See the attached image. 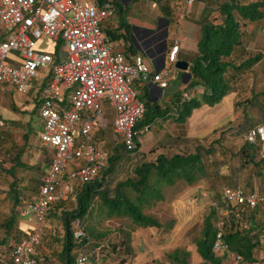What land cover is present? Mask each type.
Listing matches in <instances>:
<instances>
[{"label": "built area", "instance_id": "2783aa9c", "mask_svg": "<svg viewBox=\"0 0 264 264\" xmlns=\"http://www.w3.org/2000/svg\"><path fill=\"white\" fill-rule=\"evenodd\" d=\"M114 18L110 0H0V91L11 88L40 103L42 128L37 137L53 152L37 194L20 198L15 207L20 216L32 220L31 231L9 250L0 247V264H37L48 209L66 199L74 185L100 179L107 161L96 141L105 124L103 103L113 110L112 130L119 139L115 144L130 150L138 136L134 126L145 110L133 84L167 85V71L153 73L140 53L126 59L106 37L102 26ZM45 40L53 47L60 45L57 58L37 48ZM177 50L175 44L168 53L169 63L176 61ZM244 140L264 152V123L248 129ZM260 204H264V188L246 193L239 187H223L213 206L218 210L221 205L219 215L225 216L233 207ZM217 226L215 252L222 248L220 218ZM72 240L74 263L95 264L88 259L91 239L79 218L72 223ZM230 257L224 264H241L240 256L231 253Z\"/></svg>", "mask_w": 264, "mask_h": 264}, {"label": "trees", "instance_id": "16d2710c", "mask_svg": "<svg viewBox=\"0 0 264 264\" xmlns=\"http://www.w3.org/2000/svg\"><path fill=\"white\" fill-rule=\"evenodd\" d=\"M100 2L104 0H99ZM115 6V18L118 17V31L104 28L103 32L106 37L113 42L122 40L125 52H122L126 59L128 54L134 55L135 50L133 44L130 42V32L132 26L127 23L125 13L129 8L124 7L119 0H110ZM135 1V0H134ZM158 5L162 16H168L164 10L165 0H151ZM204 3V8L196 21L198 25V39L196 44V54L190 60L188 67V74L190 78L185 86V91L202 89L200 96H193L182 101V108L173 120L175 122H183L188 117L193 109L199 108L202 104L209 106L217 104L229 92H235V86L232 83L236 76H240L257 64L261 58L260 54L250 55L245 49L247 40L246 28L251 25L253 30L259 26L264 25V0H200ZM172 14V13H171ZM114 18V19H115ZM167 19V18H165ZM116 28V29H117ZM129 44V46H128ZM57 58L56 55L52 54ZM8 99L9 111L14 115L35 114L37 118V132L41 130V120L39 117L40 103L33 98L26 107L20 110L16 104L17 101L12 92H9ZM145 110L142 118L137 121L134 130L138 132L141 128L150 127L156 119H165L168 111L161 109L157 104L150 103L145 100ZM181 94L174 97V105H178ZM1 109V108H0ZM169 109V108H168ZM2 110V109H1ZM0 119L5 124L18 125L21 124L19 120L5 119L0 114ZM27 124L26 132L22 135V144L19 145L11 157V164L6 169L10 174L17 167H25L21 162L28 143L30 133L34 131L31 123L34 117L31 116ZM2 126V127H3ZM0 127V128H2ZM254 127V126H253ZM252 128V127H251ZM250 129V128H249ZM138 136H134V147L130 150L126 149L121 144H116V149L111 156L107 157L105 167L102 170L100 179L91 183L79 185L80 188L75 196V208L70 211L57 212L56 202L51 205L46 213V220L53 216L61 220L64 233L59 240L61 243L59 264H75V249L76 245L72 240V223L79 218L83 222L84 231L89 235L91 243L88 247V259L95 263L101 264L99 257L107 256L110 253H115L119 249L129 252L132 250L130 243V233L136 228H155L168 232L173 228L174 220H166L161 222L157 217L145 214L144 208L151 207L154 203L164 200L162 191L163 186H174L181 183L188 189L200 183L207 182V188L202 193L203 197L217 201L220 192L217 191V186L220 183L219 169L214 165V161L209 159L213 153L212 147L205 148L202 145H195L193 150L188 153H174L171 156H166L163 153L157 154L153 161H141L131 168V175L124 180L118 181L112 191L109 190L107 180L110 173H113L117 163L122 159V152L124 154L140 153ZM213 144H219V140L212 141ZM3 136L0 133V151L4 155L1 160H5V153L9 151L3 148ZM121 148V153L118 149ZM243 158L251 163L255 170L253 176L260 182V191L264 188V169H262L261 162L255 161L256 149L253 145L244 143L240 149ZM216 161V160H215ZM103 187L101 188V186ZM236 186H232L234 188ZM253 189V188H252ZM252 189L243 190L246 193ZM13 198L15 207L19 203L17 197L18 192L14 189ZM100 203L101 208L107 218H118L128 220L130 229L125 231V240L119 245H112L110 250H107L100 244V235L94 232L92 227H85L87 220L92 217L95 210V202ZM264 204H260L255 208H246L244 206H236L231 208L227 217L230 216V223L234 224V217L241 215L246 225L244 227L231 225L227 231L220 228L221 236L220 243L222 248L219 252L213 250V244L216 239V234L219 231L217 221L219 216L218 210L210 205L208 212L202 219V225L197 235L193 238V245L195 252L200 258L198 264H224L229 254H236L240 256L241 263L255 264V252L262 249L264 245V222L258 219L259 212ZM16 211V208H15ZM17 212V211H16ZM59 213V215H56ZM18 215V213H17ZM15 215H11L5 222L3 227L4 236L0 239V247L9 250L12 245L16 244L25 238L31 231L18 227L21 238L7 240L11 237V229L15 223ZM122 224V223H121ZM47 227V225H46ZM45 227V233L47 228ZM119 228H122L121 225ZM44 238V237H43ZM43 240V239H42ZM117 248V250H116ZM39 250V249H38ZM190 252L185 248H174L165 254L168 264H189L188 258ZM46 255L39 253L37 257V264H44L46 262ZM102 260V259H101ZM152 264H165L160 261H153Z\"/></svg>", "mask_w": 264, "mask_h": 264}, {"label": "rangeland", "instance_id": "374dc122", "mask_svg": "<svg viewBox=\"0 0 264 264\" xmlns=\"http://www.w3.org/2000/svg\"><path fill=\"white\" fill-rule=\"evenodd\" d=\"M119 2L124 4L121 0H119ZM129 3L132 5L127 9L125 17L126 20L133 25L131 37L135 39L136 46L139 50L146 51L149 49V45L143 47L142 44L148 36L143 37L144 33L141 31V28H153V24H155V26H159L160 29L158 32L156 29H152V31H156L157 33L162 32L164 23L160 22V25H158L159 21H155L154 14L156 12L158 17H163L159 11L160 6H151V8H149L150 5L148 4L149 6L145 7V0H130ZM179 16V12H173L172 20H178ZM112 26L118 27V17L113 21H106L104 24V28L107 29H110ZM247 29L250 31L252 26L249 25ZM116 30H118V28ZM124 46H126V44H124ZM124 46L118 50L126 53ZM37 48L39 50L51 52L54 55H57L60 51L59 44L53 47V44L47 40L38 43ZM262 68H264V63L260 66H253L251 70L240 76H236L232 82L235 86V92L226 94L213 107L208 104L200 105L199 108H196L197 112L193 109L190 115L186 117H191L187 119L188 121L199 117L214 119L216 117L215 114L218 113V123L217 126H215L217 129L205 138L199 140L183 139L177 142L170 141L169 137L172 131L178 132L181 131L183 127H186L183 126V123L175 121H173L174 124L161 123L160 121L154 122L149 132L146 128L139 129L137 140L140 143L138 150L140 153L124 154L121 148L118 149L120 153L122 152V159L117 163L113 173H110L108 177L107 185L109 190L112 191L114 185L118 181L124 180L126 177L130 176L131 168L141 161H153L157 153H163L168 157L174 153H188L198 144L205 148L212 147L213 149V153L209 156V159L214 161V165L219 169L221 184L216 188L218 192H220L223 187L232 186L244 188L245 190L252 188V191L254 189L259 190L260 182L253 176L255 167L243 158L240 149L245 143V132L249 128L259 125L260 122L264 121V78L259 76V72ZM171 70H173V66ZM9 92V90L4 89L3 93H0V108L2 109H0V113L5 119H7V111L3 109L9 110L8 103L9 100H11L8 99L10 96ZM185 92L189 94L190 91ZM138 97L144 100L142 95L138 94ZM31 100L32 98L30 95L26 97L23 96L20 100L21 103L16 105L22 110ZM102 111L105 125L100 129L98 136H96V141L100 143L102 151L109 157L113 151H115V143L117 141L119 142V139L116 138L117 135H115L112 128L108 125L113 117L112 109L108 103H103ZM9 114L11 115V113ZM31 116L34 117V121L31 123L34 131L30 133L27 146L21 156V162L25 167H17L13 171V174H10L6 169L11 164L10 159L15 149L22 144V135L26 132V123ZM232 117H234V121ZM12 119L19 120L18 122L21 124H5L0 128V133L3 136V148L9 150L5 153V160H1L4 155L0 151V239L4 236L2 227L4 226V222L11 215H15V223L10 233L11 237L7 239L10 242L17 238H21L18 227L28 231V228L32 226V220L29 216L17 215L13 192L10 190L14 189L18 192V199H31L34 197L38 192L41 179L53 156L52 150L49 147L43 146L38 140L36 128L37 118L35 114L13 115ZM165 134L166 136H164ZM216 139L219 140V144H213L212 141ZM154 140L157 142L159 140L160 142L155 143ZM253 147L256 149L255 161H262L261 159L264 157V152L260 151L259 146L253 145ZM261 165L262 169H264V161L261 162ZM69 167L70 166H68L67 169ZM64 180L65 177L61 178L60 182H64ZM207 184V182H203L189 189L181 183H177L174 186H163L162 191L164 200L154 203L151 207H145L144 212L145 214L157 217L161 222L173 219V228L168 232L151 227L136 228L130 233L131 251L126 252L119 249L115 253H110L107 256L103 255L99 257L100 263L152 264L153 261H160L168 264L165 254L178 247L185 248L190 252L188 258L189 264H198L200 258L195 252L192 241L200 230L202 219L208 212L210 205L216 202L209 197L202 196L201 192L205 191ZM79 188V185L73 186L72 193L68 194L66 199L57 204V208H59L57 212L70 211L75 208V196ZM95 206L96 208L93 211L92 217L87 220L85 227L88 228L91 226L94 232L100 235V244L107 250H110L112 245H119V243L125 240V231L130 229L129 222L128 220L115 217L107 218L103 208L99 207L100 203L98 201L95 202ZM218 207V212H220L221 205ZM222 208L224 210V207ZM59 213L56 215H59ZM220 219L224 231H227L231 225H233V227H244L246 225V223L241 220V215L233 218L234 224L229 222L231 219L230 216H220ZM258 219L264 222V207H261ZM46 225L47 230L39 246V253L46 255L47 260L46 262L43 261L44 264H59L61 249L59 240L64 233L61 220L50 216L46 220ZM120 225L122 228H119ZM230 258L231 257L228 256L224 263L229 262L231 260ZM255 259L257 264H264V245L262 249L255 252Z\"/></svg>", "mask_w": 264, "mask_h": 264}, {"label": "crops", "instance_id": "0c3cea01", "mask_svg": "<svg viewBox=\"0 0 264 264\" xmlns=\"http://www.w3.org/2000/svg\"><path fill=\"white\" fill-rule=\"evenodd\" d=\"M141 1H144V0H141ZM145 1H146L145 7L149 5H150L149 8H151V6H158L151 0H148V1L145 0ZM165 1L166 2L164 5V10L166 11V13H168V16L158 17L156 12L154 13L155 21L156 20L159 21L158 25H160V22L164 23L162 26L163 27L162 42L164 44L163 48L159 50L157 47V43H151L149 45L148 50L146 51L139 50L136 46V43H135L136 41L135 42L131 41L132 28L130 32V42L133 44V48L135 50L134 55L139 54V53L142 54V56L144 57L145 63L150 67L153 73H157L158 71L162 69L167 71L168 74L166 77V81H167L166 87L160 88L157 83H151V82H147V83L135 82L133 84V87L137 90L138 94L145 96V100L149 101L150 103L157 104L161 109H165L168 111L165 119H156L154 122L160 121L161 123L163 122V123L172 124L174 121L173 119L181 112L182 101L186 99L184 95H186L187 98H189L193 96H200V94L202 93V89L197 88L195 90H191L189 94H186L185 92L186 83H184V78L182 77L183 72L176 69L174 67V64L178 60H180V61L187 62L188 67H189L190 60L196 54V51H197L196 44H197V39H198V34H199V30H198L199 28H198V25L196 24V21L200 17L202 9L204 8V3L200 0H192L191 2H189V0H165ZM131 5L130 3L124 4L125 7L127 6L131 7ZM173 12L180 13L179 18L176 21L172 20L173 17L171 13ZM127 23L133 26L132 23L128 22V20H127ZM104 24L102 28H104ZM153 25H154L153 28H150V27H147V29L141 28V31L150 32L152 31V29H156V31L158 32L160 27L159 26L156 27L155 24ZM116 28L117 26H112L110 29L115 31ZM247 28H246V34L248 36H247V40L245 43V49L246 51H248L250 55H255V54L261 55L259 62L254 65V66H257V65L260 66L262 65V63H264V25L259 26L256 30H253L252 28L250 29V31H248ZM122 31L123 30H120V31L117 30L116 33H120ZM115 43L117 45V49L124 46L122 40L116 41ZM175 44L178 45V50L176 52V61L174 63H169L168 53L170 52V50ZM130 54L131 53L128 54L129 58L131 56ZM172 66H173V70H171ZM187 73H188V68H187ZM259 76L261 78H264V68H262V70L259 72ZM6 89L9 90L10 92H14L11 88H6ZM1 92L3 93V91H0V93ZM178 94H181V98L179 100L178 105H174L175 104L173 103L174 97ZM13 96L15 97V99L17 98L16 101L18 102V104H20L21 103L20 100L23 98V96L15 92L13 93ZM215 105L216 104L211 105V106L213 107ZM3 110L7 111L6 112L7 119L11 120L14 114H12V112H10L9 110H6V109H3ZM194 111L197 112V109H195ZM9 113H11V115ZM112 113H113V110H112ZM215 116H214L215 117L214 119H210L206 117H199V118L189 120V121L187 119H190L191 117L186 118L185 121L181 122L183 123V126H186V127H183V129L178 132L172 131L169 137L170 141L177 142L183 139L199 140V139L205 138L208 135H211V133H213V131L217 129L215 126H217V123H218V113H216ZM232 120L234 121V117H232ZM262 123H264V121L260 122L259 124H262ZM108 125L112 128L111 121ZM150 127H146L148 132L151 129ZM99 131L96 133L97 134L96 136H98ZM164 136H166V134ZM154 142L156 143L157 141L154 140ZM158 142L160 141L158 140ZM157 154H160V153H157ZM229 257H230V254H229Z\"/></svg>", "mask_w": 264, "mask_h": 264}, {"label": "flooded vegetation", "instance_id": "af4514ba", "mask_svg": "<svg viewBox=\"0 0 264 264\" xmlns=\"http://www.w3.org/2000/svg\"><path fill=\"white\" fill-rule=\"evenodd\" d=\"M124 2V4H128L130 0H121ZM144 36H148L145 40V42L142 44L143 47H146L148 45H150L151 43H157V47L159 50H161L164 46L163 42H162V32L161 33H157V32H153V31H145L143 32ZM131 41L135 42V39L133 37H131Z\"/></svg>", "mask_w": 264, "mask_h": 264}, {"label": "water", "instance_id": "95a60500", "mask_svg": "<svg viewBox=\"0 0 264 264\" xmlns=\"http://www.w3.org/2000/svg\"><path fill=\"white\" fill-rule=\"evenodd\" d=\"M174 67L183 72L182 77L184 78V83H187L190 78V75L187 73L188 63L185 61L178 60L174 64Z\"/></svg>", "mask_w": 264, "mask_h": 264}]
</instances>
